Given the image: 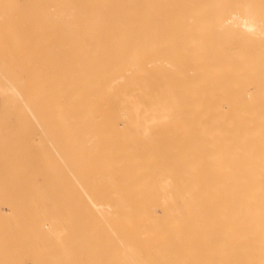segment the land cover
<instances>
[{"label":"bare ground","instance_id":"1","mask_svg":"<svg viewBox=\"0 0 264 264\" xmlns=\"http://www.w3.org/2000/svg\"><path fill=\"white\" fill-rule=\"evenodd\" d=\"M76 1L77 4L75 0H30L27 6H31V9L26 6V9H23L30 10L31 16L23 11L24 16L27 15V19L32 16L36 19L34 15H41V18L39 17L41 20L31 18L32 21L35 20V24L32 22V25L29 23L30 18L25 19L28 22H24L23 19L22 24L29 23L28 28L19 25L21 18L16 23L20 28H25L21 33L19 28L17 33L23 37L22 33L26 34L24 40L39 35L40 33L37 32L42 31L43 28L49 31L57 27L54 32L49 31L46 38L50 40L45 43H47L46 51L54 47L59 48L57 53H54L55 48L53 52L54 56L60 54L56 56L59 58L51 59L54 63L55 59H58L56 60L58 65L53 67V61H50V58H46L48 62L41 59L45 64V66L40 65L39 61L41 66L39 72L41 74L43 71V77V74H39L40 77H38L39 72L37 74L34 72L35 76L28 72L31 76L26 74L29 76L24 78L22 74L26 73L25 71L21 72L18 67L21 73H17L16 66L10 67L15 64L12 63L15 55L12 54L14 57L10 55L13 51L9 49L14 45L8 42L17 35L15 37L11 34L14 30L11 26L12 31L9 29L7 19L5 23L11 31L9 34L7 29H3L5 23L2 25L0 21V29L4 26L2 29L6 32H2L1 29V33L8 34L7 39L10 34L12 35L9 38L11 40H5L9 46H5L3 42L6 35L0 34L1 41L3 40L2 44L0 43L1 46L5 44L3 47L8 48L5 51L0 50V53H3V56L0 54V60L6 64L0 63V65L4 67L3 69H7L6 66L9 63V69L15 70L10 72L7 69L8 75L0 73L3 75V78L2 76L0 78H5L7 81L10 73L13 78L20 79L21 82L29 80L31 84H34V81H41L39 85L44 86V89H40L42 93L40 94L45 99L38 104L41 105L42 112H40L45 114H41L45 118L41 116L40 121L43 122L44 118L50 124L47 125L44 121L43 124L46 123V127L43 126L45 131L43 132L46 136L39 128L43 136L41 134L38 136L45 145L44 141L48 143L54 140L52 139L54 132L50 134L52 127L56 129L55 131L61 129L59 132H62V141L60 140L58 145L53 141V146L50 144L53 151L52 148L49 149V152L51 151L49 154L56 156H52L55 158L54 162L58 161L63 168L69 167L64 171L67 172L69 177L66 174V179H68H65L66 181L63 179L61 182L62 184L64 181L65 186L62 184L64 187H61L60 206L65 209L73 208V210L90 208L94 211L93 213L102 209L101 215L93 216L91 219L99 221L101 240L105 239L103 243L100 242V251L103 250L101 254L105 256L100 260L105 258L104 264H264V0H141L144 6L141 2L139 3L140 0L138 5L136 2L134 4V0H130L134 6L128 0H120L119 3L115 0H102L106 8H109L108 10L112 8L109 2L112 1L117 5L124 1L122 3L124 6L117 9L118 13L120 14V10L130 9L128 13L126 12L130 18H132L130 13L133 12L131 10L135 12L138 7L139 9L143 7L147 13L148 5L151 3L152 5L157 3V6L158 3H163L162 9H160L161 5L155 6L154 10L160 9L155 10V16L157 19L160 18L159 21H163L161 17L164 19L166 16L171 20L164 19V26L156 19V24L155 16H150L154 14V5H151L150 8L153 11H148L149 15L141 9L143 15L147 16V19L145 16H143L145 19H142L145 22V28H143L144 24L141 26L144 23L140 20L141 18L132 19V21L129 18L128 22H125L124 18L128 17H124L125 12H122L124 18L119 17V22L121 20L122 22L118 24L117 17L121 15L115 11L116 6L111 9H114L115 13L111 12L118 14L115 19L117 25L115 22L112 23L113 20L109 15L111 22L104 18L103 21L105 24L108 21L111 26L104 28L106 25H101L104 22L100 17L95 19L92 15L93 18H88L90 0H87L85 5L83 2L81 5L78 3L86 0ZM4 4L12 6L13 2ZM24 4L21 3L22 7ZM107 4L110 7H107ZM128 4L131 6L122 9ZM77 6H84L89 10H84V7L77 8ZM167 6L173 7L175 10L173 12L176 10L177 12H171L173 8H168V11ZM5 7L1 9H4L3 14L6 12ZM165 10L174 18L165 15L163 13ZM111 12L108 13L111 14ZM161 12L164 15L161 16ZM105 13L108 14L104 11L101 16L106 17ZM113 14L111 16L115 17ZM133 14L135 18L139 12L136 11ZM75 15L79 18L76 19ZM52 16L54 19L51 18ZM148 16L152 21L148 20ZM93 19L96 20L95 26L91 22ZM59 20L62 24L65 23L63 25H67H60ZM166 20L170 21L168 25ZM44 23L48 28L42 26ZM54 23L56 24L53 25ZM57 24L63 30L58 28ZM147 24H151V28H146ZM36 25L42 28L39 30L37 27L33 30V26ZM136 25L137 28L139 26V30L134 29ZM30 27L34 33L36 32L35 35H31L33 34L31 29L28 31ZM66 27L70 30L69 33ZM93 28L94 31L96 30L95 33H99L98 30L103 32L96 35L92 32ZM65 29L67 32L62 34V31H66ZM48 31L42 35L45 36ZM135 31L137 33H132ZM55 32L65 37L60 38V35ZM51 33L52 36L55 35V38L50 36ZM88 35L92 37L89 38ZM23 37H20L22 40L18 38V41L17 38L13 39L15 49L20 45V40L23 43L21 47L27 46L25 43L30 42V40L23 42ZM57 37L58 42L54 40ZM32 38V47L37 49L29 46L32 50L25 51L27 53L25 54L19 47L17 49L18 52H22L21 55L20 52V54L15 53L17 49L15 51L12 48L15 54L20 55L16 58L20 60L23 56V61V53L25 55L30 53L31 57H33L32 54L37 55L34 56L36 60L40 58L39 50H43L41 47H44V39L43 42H40L42 39L37 40L39 41L37 46V44L33 45L36 39ZM49 41L52 43L50 44ZM26 46L22 49L27 50L28 46ZM4 48L1 47V49ZM76 49H93L96 50L95 55L100 51H115L107 53L108 56L103 60L100 59L97 67L93 66L87 58L85 67L69 66L74 63L73 55L82 53ZM43 51L42 54L46 55L47 52L45 54ZM7 54L12 57L9 56L12 64L9 59L6 60ZM1 56L6 57L1 59ZM33 58V62L38 63ZM42 58L45 59V56ZM22 61L19 63L21 64ZM16 62L18 63L17 59ZM17 63L15 65L19 64ZM103 63H114V65L103 66ZM26 67L27 63L25 68L21 69ZM0 72H3L1 67ZM4 72L6 73L5 70ZM12 79L6 83L11 84L9 81ZM25 81L21 85L35 87V84L32 86ZM48 82L51 84H47ZM2 84L0 93L8 94L6 100L17 106L12 104L14 107H11V110L8 109L7 112V109H4L3 112L6 111L4 113L8 115L11 111V114L16 112L15 115L18 111L23 113L24 110L21 109L25 108L21 106H26V102L30 100L26 99V92L22 94L23 89L19 92L20 90L16 89L18 83L17 85L14 83L16 86L3 85L8 89L3 88L6 89L5 94L2 93L4 92ZM13 86H15L14 90H12ZM8 91L10 93L13 91L12 94L16 93L14 95L17 96L12 94L9 96ZM29 91L34 94L39 93L35 90V92ZM21 94H26V97L20 98V96L23 97ZM11 96L17 97V101L14 100L17 104L12 101L14 98L12 99ZM9 97L11 100H8ZM18 98L21 100L20 106ZM32 99L29 102L36 101ZM32 105L30 103V107L35 108L33 113L29 111L31 109L29 107L23 115H27V111L30 112L27 115L29 117L35 114L36 104ZM41 109L37 107L38 112ZM64 115H67V118L63 117ZM27 116L22 117L27 119ZM50 116L57 118L55 120L57 124H54V119ZM68 117L75 118L73 121L78 118L83 124L87 121L83 118L88 117L89 121L84 124L88 132L86 127H83L85 128L83 132L88 133L85 134L86 137L81 128L83 124L78 120L72 121L73 127H71L68 125L71 121ZM99 117H101L100 120ZM104 117H106L105 120ZM19 118L16 120L22 121L23 118ZM93 118L97 124L94 123ZM30 120L32 121L31 118ZM90 120L93 121L92 124ZM101 120L104 122L103 128L100 126ZM79 122L81 131L76 129V124L79 125ZM15 123L20 124L16 121ZM61 123L63 125L65 123L63 127L69 130L60 128ZM24 126L18 127L19 130ZM92 126L98 131L93 127L95 130L93 133ZM31 127L28 128L31 129ZM47 127L51 128L47 131L49 133L45 130ZM88 129L91 131L89 132ZM21 131H17L16 135ZM22 134L24 137L25 134L23 132ZM28 141L22 140L23 143L27 142L26 144L30 145ZM31 142L33 145L35 141ZM85 149L88 151L86 152ZM87 153L88 158L85 157ZM94 161H97V164ZM67 181L70 183L67 184L68 187ZM72 191H76L77 195L71 193ZM37 257L40 256L37 255ZM36 260L35 262H38Z\"/></svg>","mask_w":264,"mask_h":264},{"label":"rangeland","instance_id":"2","mask_svg":"<svg viewBox=\"0 0 264 264\" xmlns=\"http://www.w3.org/2000/svg\"><path fill=\"white\" fill-rule=\"evenodd\" d=\"M6 2H4V0L2 1V0H0V10L3 8V7H5V10H6V12H5V14H3V10H1L0 11V16H2V17H0V21L2 22V25H3V23H5L6 21H5V19H7V22H8V27H9V29H10V26L12 27L11 29L12 30H14L15 32H16V30H17V32L15 33L14 31H12L11 29V31H12V33H11V31H9V29L7 28V26H6V23H5V28H3L2 26V28L3 29H7V32H8V34L9 33H11V34H13L15 37H16V35H17V33L19 32L18 31V29L20 28V26H24V27H27V25H28V27H29V23L31 24L32 22L35 24V20L38 18L39 19V21L41 20L40 18V16L38 15V16H36V15H34L35 17H36V19L32 16V17H29V16H31V13H29V11L30 10H28V11H25L23 8H25V6H26V8L28 7L29 9H31L30 7H29V5L27 6V4H29V1L30 0H11V2H13V4H12V6L14 5V3H15V1H16V4L12 7V6H9V5H5L4 3H6V4H10L11 2H10V0H5ZM8 1L10 2V3H8ZM32 1V0H31ZM79 1V0H78ZM91 2H90V7H89V9L88 8H85L84 6H77V8H81V7H84V10H86V9H88L89 10V13H90V15H89V17L88 18H93L94 16H95V19H100L101 18V20H102V22H104V23H102L101 25H104L105 24V21H103L104 19L106 20V19H108L109 20V18L111 17V20H113L112 21V23L113 22H115V21H117L118 19H119V17H120V19H122V18H124V17H126V16H128V10H130V9H128V10H124V11H122V10H120L119 12H120V14L118 13V7L121 9V6L123 5L122 3L124 2V1H122V3H120V4H117V5H115V4H113L112 3V1L111 2H106V3H108V4H110L111 3V7L112 8H114V6H116L117 8H114L115 9V11H117V13L119 14V15H123L122 14V12H125L124 14V17L122 16H118L117 17V15H115V14H113V13H115V12H113V10H111L112 8H110V10H108L107 8H106V6L104 5V3H102V0H90ZM129 2H130V4L131 5H133L134 6V4H135V2L137 3V5H138V1L139 0H134L133 2H134V4L130 1V0H128ZM127 1V2H128ZM143 1H145V0H143ZM1 2L3 3L2 5H1ZM17 2H19L18 4H17ZM73 2V1H72ZM75 4H77V1L75 0ZM81 2H83V4L85 3L86 4V2H87V0L86 1H80L79 3H78V5H81ZM115 2L116 3H119L120 2V0L118 1H116L115 0ZM114 2V3H115ZM142 3V1L140 0L139 1V3ZM21 3H25L24 4V7H22L23 5H21ZM74 3V2H73ZM146 3V2H145ZM82 4V5H83ZM84 4V5H85ZM107 4V7H110V5H108ZM147 4H149V3H147ZM161 4H163V3H161ZM160 3H158V6L160 7V5H161ZM164 4H166V3H164ZM3 5H5V6H3ZM113 5V6H112ZM118 5H120V6H118ZM129 5V4H128ZM126 6V8H123L122 7V9H127V7H130L131 5H129V6ZM141 5H145L144 4V2L141 4ZM141 5H139V6H141ZM151 5H152V3H151ZM151 5H148V7H147V5H146V8H148V11H153L154 10V8H155V6L156 7H158L157 6V3L156 4H153L154 5V7H153V10H151L152 8H150L151 7ZM152 5V6H153ZM1 6H3V7H1ZM8 6L10 7L9 9H8ZM16 6V7H15ZM18 6V7H17ZM40 6V5H39ZM124 6V5H123ZM133 6L131 7V9L133 8ZM136 6V5H135ZM187 7V6H186ZM14 8H16V9H13ZM25 8V9H26ZM35 8H37V7H35ZM34 8V9H35ZM135 8V7H134ZM137 8V7H136ZM140 7H138L137 9H139ZM145 8V7H144ZM145 8V9H146ZM167 9L168 8H171V6L170 7H166ZM173 8V7H172ZM171 8V9H172ZM83 9V8H82ZM136 9V11L137 12H139V15H135V16H137V17H135V18H133V16H134V14L133 13H135L134 12V10H131V11H133V12H131L132 14H133V16H132V14L130 13V15H131V17L132 18H130L129 16L128 17H126V18H124V21H125V19H126V21L125 22H128L127 21V19H129L130 18V20L132 21V19H140V20H142V19H145L143 16H145V15H143L144 13L143 12H141V9H143V7L141 8V9H139V10H137ZM159 9V8H158ZM158 9H155L156 11L158 10ZM160 9H162V5H161V8ZM159 9V10H160ZM171 9H170V11H171ZM42 9H40V11H41ZM108 10V11H107ZM147 10V9H146ZM155 10L153 11V13L155 12ZM25 12V14H26V12H27V14H30L28 17L30 18V20H31V18H32V20L33 19H35L34 21H32L31 20V22L29 21V23L28 24H26V23H24V22H28L27 20L29 19H27V15L26 16H24V12ZM92 11V12H91ZM101 11H103V12H101ZM104 11L105 12H111V14H113V15H115V17L114 16H111V14H106L105 13V16L107 17V15H108V18H106V17H102L103 16V14H104ZM142 11H144V9L142 10ZM147 11V13H149ZM161 11H164V10H161ZM168 11H169V9H168ZM173 11H175L174 10V8L172 9V11L171 12H173ZM127 12V13H126ZM145 13H146V11H144ZM176 12H177V10H176ZM176 12H173V13H176ZM2 13V14H1ZM10 14V16H9V14ZM13 13V14H12ZM15 13V14H14ZM17 13H18V15H17ZM91 13H93V14H91ZM142 13V14H141ZM146 13V15H149V14H147ZM158 13V12H157ZM162 13V12H161ZM160 13V14H161ZM163 13H165V15L167 14V15H169V16H171L172 17V14L170 15V14H168L167 12H166V10H165V12H163ZM161 14V16L162 15H164V14ZM6 14H7V17L5 18V16H6ZM40 14H41V12H40ZM16 15H17V17H16ZM44 15V17H45V14H43ZM78 15V14H77ZM92 15H94V16H92ZM102 15V16H101ZM109 15H110V17H109ZM142 15V16H141ZM155 16L156 14L154 13V14H151L150 16ZM175 15V14H174ZM14 16H15V18H14ZM18 16H20L19 18H18ZM150 16H148L149 18H148V20H150V21H152V19L150 18ZM153 16V17H154ZM160 15H158V17H161ZM24 17H26V18H24ZM40 17V18H39ZM43 17V18H44ZM54 16H52L51 18L52 19H54L53 18ZM97 17V18H96ZM100 17V18H99ZM112 17H114V19H112ZM116 17H117V20H115L116 19ZM143 17V18H142ZM146 17V19H147V16H145ZM157 16H155V23L157 24V20L159 21V19L160 18H156ZM164 17V16H163ZM178 17V16H177ZM22 20H21V19ZM50 18V19H51ZM75 18L76 19H78L79 17H76V15H75ZM87 18V17H86ZM90 18V19H91ZM104 18V19H103ZM166 18H169L168 16H166V17H164V19H166ZM174 18V16L172 17V19ZM175 18H176V15H175ZM13 19V20H12ZM21 20V21H19V20ZM25 19H27V20H24ZM38 19H37V21H38ZM45 19V18H44ZM43 19V20H44ZM49 19V18H48ZM75 19V20H76ZM95 19H93L91 22H93L94 23V21H96ZM119 19V20H120ZM154 19H153V21H154ZM157 19V20H156ZM161 19L163 20V21H159L161 24H164L163 22H164V19L161 17ZM42 20V21H43ZM46 20H47V18H46ZM56 20V19H55ZM111 20H109L110 22H111ZM119 20L117 21L118 22V24L120 23L121 24V22H122V20L119 22ZM129 20V21H130ZM139 20V21H140ZM147 20V22H149ZM169 20H171V18H169ZM169 20H166V21H168V22H166V24L168 25V23L170 22ZM11 21H13V22H11ZM17 21H19L20 23H19V25H16V23H18ZM22 21H24L23 22V24H25V25H23L22 24ZM45 21V20H44ZM49 21V20H48ZM124 21H123V23H124ZM133 21H135V20H133ZM146 21V20H145ZM11 22V23H10ZM53 22V20L51 21V23ZM56 22H57V20H56ZM59 23H60V25H63V24H65V23H61V21L59 20L58 21ZM136 22H138V21H136ZM142 22H144V20H142ZM10 23V24H9ZM33 23H32V25H33ZM38 22H36V24H37ZM45 23H46V21H45ZM45 23H44V25L42 24V26H45V27H47V25H45ZM51 23H49V24H51ZM58 23V24H59ZM67 23V22H66ZM93 23H91V25H93ZM107 23H109L108 21L106 22V26H104V28H106V27H109V25H110V23L109 24H107ZM151 23V22H150ZM159 23V24H160ZM13 26H12V25ZM16 26H15V25ZM47 24V23H46ZM49 24H48V26H49ZM56 23H54L53 25H55ZM57 24V25H58ZM100 24V23H99ZM98 24V25H99ZM115 24L117 25V23L115 22ZM114 24V25H115ZM140 24H141V22H140ZM143 24H144V26H143ZM152 24V23H151ZM151 24L150 25H148L147 24V26H149V27H147L146 26V28H151ZM38 25V24H37ZM33 26L34 28H32L33 30H36L37 29V27H39V26ZM40 25V24H39ZM67 25V24H66ZM66 25H63V26H66ZM96 25V22L94 23V25L93 26H95ZM100 25V26H101ZM113 25V24H112ZM113 25V26H114ZM137 25H139V23L137 24ZM137 25H136V27L134 28L135 30H139V26H138V28H137ZM153 25H154V23H153ZM166 25V26H167ZM18 26V27H17ZM31 26V25H30ZM59 26V25H58ZM111 26V25H110ZM112 26V27H113ZM141 26H143V28H145V22L144 23H142V25ZM140 26V27H141ZM162 26V25H161ZM164 26H165V24H164ZM20 28V33L21 32H24V30H25V28ZM27 27V28H28ZM50 27H51V25H50ZM54 27V26H53ZM68 27V26H67ZM66 27V28H67ZM101 27H103V26H101ZM114 27H116V26H114ZM153 27V26H152ZM1 28V29H2ZM40 28H42V27H39V30H40ZM48 28V27H47ZM56 28L57 27H54V28H51V30H49L50 32L52 31V32H54V30H56ZM58 28H61L60 26L58 27ZM164 28H166V27H164ZM0 29V30H1ZM3 29L1 30L2 32H5V30L3 31ZM30 29H31V27L29 28V30L28 31H30ZM31 29V31L33 32V34L31 33V32H29V35H30V33H31V35H35V33H34V31ZM62 29V28H61ZM63 30V29H62ZM61 30V31H62ZM66 30V29H65ZM67 30H68V32H67ZM67 30L66 31H62V32H60V33H62V34H64V32L66 33H69V29L67 28ZM163 30V29H162ZM1 31H0V34H2L1 33ZM38 31V30H37ZM42 31H44L43 33H41ZM42 31L40 30V32L38 31L37 33L39 34V35H37V36H34V38H32V36L29 38V39H27V40H30V42H28L29 43V45H28V43H25V44H27V46L29 47V46H31L32 47V42H31V38L34 40V39H36V41L34 40L33 42H35L33 45H36L37 44V46H39L38 45V43H39V41H37V40H40V39H42V41H40V42H43V39H44V42L43 43H45V41H48V40H50L49 38L47 39L46 38V35L48 36V34H49V31H48V29L47 30H45V28H43L42 29ZM45 31H48V32H46V34H45V36L44 35H42V34H44L45 33ZM99 31V33H95L96 32V30L94 31V28H93V31L92 32H94V34H96V35H100L101 34V32H103V31H100V30H98ZM97 31V32H98ZM116 31H118V30H116ZM115 31V34L117 33ZM25 32H27V31H25ZM58 32H59V30H58ZM58 32L56 33L55 32V34H57V35H60L59 37L61 38L63 35H61V34H58ZM6 33V32H5ZM18 34L17 35V39L16 38H14L13 37V39H16L17 41H18V38L19 39H21L20 37H23L21 34ZM113 33H114V31H113ZM118 33H120V32H118ZM132 33H137L136 31L135 32H132ZM159 33H161V32H159ZM163 34H165V32H162ZM167 33V32H166ZM7 34V35H8ZM9 35V38L10 37H12V35ZM23 35H24V37H23V42L25 41H27V40H24L25 39V35L26 34H24V33H22ZM27 34H28V32H27ZM93 34V35H94ZM105 34V33H104ZM111 34V33H110ZM6 35V34H5ZM5 35H3L2 34V36H5ZM7 35H6V37H5V39H4V42H3V40L1 41V38H0V43L2 44V42L3 43H5V40L7 39ZM42 35V36H41ZM67 35V34H66ZM103 35V34H102ZM112 35V34H111ZM119 34H117V36H118ZM2 36H0V37H2ZM40 38H39V37ZM44 36V38H41V37H43ZM50 36H52V33H51V35ZM49 36V37H50ZM55 35L53 34V38H55L54 37ZM80 36V35H79ZM113 36H115L114 34H113ZM63 37H65V35L63 36ZM87 37H89V38H91L92 37V35H88ZM8 38V39H9ZM7 39V40H8ZM13 39L11 40V39H9V40H11L10 42H8L9 44L11 43V44H13L14 45V47H15V44H14V41H13ZM46 39V40H45ZM22 40V39H21ZM20 40V41H21ZM53 39H51V41H52ZM56 42H58V37L56 38V39H54ZM61 40V39H60ZM86 40H90V39H86ZM19 41V43H20V45L22 44L23 45V43L22 42H20ZM51 41H49V43L51 44L52 42ZM55 41L53 42V43H55ZM38 42V43H37ZM8 43H5L4 45L5 46H9V45H7ZM31 43V44H30ZM1 44H0V46H1ZM10 44V45H11ZM16 44L18 45V43L16 42ZM41 44V43H40ZM3 45V46H4ZM12 45V46H13ZM17 45H16V47H17ZM18 46L17 48L19 49V47H21V46ZM44 45V47H41L42 45H40V47H41V49L43 48V50H39V52L41 51V53H40V58H38V59H40V60H36V56L37 55H34V54H32V56L35 58H33V57H31V56H29V55H31L30 53L28 54V55H25V54H27L25 51H29V50H32V49H34V48H36V47H32V49H31V47H29L30 49H28V47L26 46V45H24V46H26L27 47V50H23L22 49V47H24V46H22L21 47V49H20V51L22 50V51H24L25 52V54L23 53V55H24V59H23V61H22V58H23V56L21 57V59L19 60V58H16L17 56H19L20 57V53H21V55H22V52H18V49H17V51H16V49L14 48V47H12V46H10V47H12V48H14L15 49V53H19V54H15L14 53V50L11 48V49H9V50H12L13 52L12 53H10V55H12V54H14L15 55V57L12 55V57H14L13 59L15 60H11V59H9L11 56L10 55H8L7 54V57L6 56H4V57H2L3 56V53H0L2 56V58L1 59H5V57L7 58L6 60H8L9 59V62H10V60L12 61V63H17L16 62V59L18 60V63L20 62V61H22L21 62V64L19 65L18 63V65H15V64H12L11 62V64H12V66H10V67H13V66H16V68H15V70L19 67L20 68V70H21V72H23V71H25L26 73H24V74H22V75H24L23 77L24 78H26L27 76H29L30 74L28 73V72H31V74L33 75V76H35V73L34 72H36V74L39 72V68L41 67L40 65L42 64L43 66H45V64L43 63V61L41 60V59H43V60H46V58H50L49 60L50 61H53V60H51L52 58H55L56 56H59L58 54H56V56H54V53H57V51H59L58 49H56V47H54L55 49H56V51L54 50V48L52 49V48H50L49 49V51H46V46H47V43H45V44H43ZM3 46H1L2 48H4ZM1 47H0V50H3V51H5V50H7L8 48H4V49H1ZM25 47V48H26ZM40 47H39V49H40ZM24 48V49H25ZM37 49V48H36ZM35 49V50H36ZM67 49V48H66ZM34 50V51H35ZM47 50H48V48H47ZM60 50H61V48H60ZM68 50V49H67ZM70 50V49H69ZM34 51H31V53L32 52H34ZM36 51H38V50H36ZM42 51L45 53V52H47V54L46 55H43L42 54ZM55 51V52H54ZM76 51H78V52H82V53H78V54H76V55H73V57L75 58V60H74V63L73 64H71V65H69V66H72V65H77V66H79V67H85V65L87 64L86 63V61H85V59L87 58L88 60H89V62H91L92 63V65L94 66L95 65V67H97V66H99V60L100 59H104L105 57H107L108 56V54L107 53H110V52H113L114 53V51L115 50H106V51H100V53L99 54H97V55H95V53H96V50H93V49H82V50H77L76 49ZM8 52V51H7ZM11 52V51H10ZM30 52V51H29ZM39 52H38V56H39ZM54 52V53H53ZM34 53H36V52H34ZM52 53H53V55H52ZM59 53V52H58ZM4 54H5V52H4ZM37 54V53H36ZM42 54V55H41ZM6 55V54H5ZM10 56V57H9ZM43 56H45V59L44 58H42ZM54 56V57H53ZM11 57V58H12ZM16 58V59H15ZM32 58L34 59V60H36V61H38V63H34L33 62V60H32ZM56 58H59V57H56ZM5 60V61H6ZM56 60H58V59H55V63H54V61L52 62L53 63V67H55V66H57L58 65V61H56ZM0 61H2V62H0L1 64L3 63V60H0ZM4 61V62H5ZM26 61V62H25ZM39 61L41 62L40 63V65H39ZM7 62V61H6ZM45 62H48L47 60L45 61ZM8 63V62H7ZM25 63V64H24ZM26 63H27V67H26V69H21L22 67L23 68H25V66H26ZM9 64V63H8ZM8 64H7V69H9L10 67H8ZM10 64V65H11ZM25 66H24V65ZM3 65H6V64H4L3 63ZM21 65H23L22 67H20ZM112 65H114V63H103V66H112ZM0 67L2 68V70H3V72H0L1 74H5V75H8L7 74V69L5 68V69H3L4 67L2 66V65H0ZM28 68V69H27ZM38 69V70H37ZM4 70L6 71V73L4 72ZM12 70H14V68H11V69H9V71L11 72ZM14 70V71H15ZM19 69H17L15 72H17V73H21V72H19L18 71ZM43 72V71H42ZM41 72V74H40V72L37 74V75H42V77L44 76V73H42ZM53 72H54V70H53ZM52 72V73H53ZM9 73V72H8ZM51 73V72H50ZM0 74V76H2V78H3V75H1ZM26 74H29V75H26ZM22 75H20V76H18V77H22ZM26 75V76H25ZM36 75V76H37ZM40 75L38 76V77H40ZM10 76L13 78V75L12 74H10L9 73V79H12V78H10ZM31 76V75H30ZM16 77V76H15ZM2 78H0V85H1V83H3L2 84V89L3 88H6V87H4V86H8V85H6V84H9V83H6L9 79H7V81H5V78L4 79H2ZM17 78V77H16ZM15 78H13L12 79V81H9L11 84H13V85H15L14 83H16V85H17V83H18V86H17V90H22L23 89V91L24 92H22V94L23 93H25L26 92V94H27V97L25 96V95H22L23 97H21L20 96V98H23L24 99V97H26V99L27 100H29V101H31V99L32 98H34V99H36V101L34 100V101H32V102H29V101H24V103L26 102L27 104H25L26 106L28 105V109H29V107H30V103L31 104H33L32 106H34L35 104V107H36V110H35V114L33 115L32 113H33V110L35 109H33V107H30L31 109L29 110V111H32V117H31V115H30V117L29 116H27L30 112L29 111H27V115L26 114H24L23 115V113H25L26 111L25 110H28V109H26V106H21V108H25V109H21V110H24V112L22 113V111H18V114H16L15 115V113L16 112H14L13 114H14V116H12L13 114H11L12 113V111H11V113H9V115H8V113H4V112H8V109H10L11 107H17L16 105H14L13 104V102H12V104L14 105H12L10 102H8L6 99H7V96H8V94H6L7 92H5V90L7 89H3L4 90V92H2V93H5L6 95H2L1 93V95H0V264H30L31 262V264H104L105 263V261L106 260H104L105 258H103V260H100V258L101 257H103L104 255H102L101 254V251H103V250H101L100 251V249H101V244H100V242H104L105 241V239H103V240H101V234L99 233V228H100V224H99V221L98 220H93V219H91V217H93V216H96V217H98L99 215H101V210L102 209H98V210H100V211H96L95 213H93L94 211L92 210V209H90V208H85V209H81V210H73V208H70V209H65V208H62L61 206H60V202H61V197H62V191H61V187L63 186L62 184H64V181H63V183L61 184V182H62V180L64 179H66V177L68 176V174H67V172H64V171H66V170H68L69 169V167H65L64 166V168L58 163V161L56 162V163H58V164H56L55 162H54V159L55 158H53V157H56V156H53V155H51V154H49V153H51V151L49 152V149L50 148H52L51 150L53 151V147H51V146H53L52 144H53V141H55L56 142V144L58 145V142L61 140V137H62V132L60 133L59 131H61V129L60 130H58V131H55L54 129H53V127L51 126V125H49V126H51L52 127V132L50 131V134L52 135V133L54 134V136H53V138L52 139H54V140H50V142H46V141H44L46 144L44 145V143H43V141L40 139V134L42 133L44 136H46L45 134H44V127H46V121H47V119L45 120L44 118V116H42L41 114H43V115H45L44 113H41L42 112V109H41V102L45 99V97H43L41 94V90L40 89H44V86H42V87H40V85H39V83H42L41 81H34L33 83L35 84V87H29L28 85H21V83L23 82L24 83V81H20V79H15L16 80V82H14L15 80H14ZM4 80V81H3ZM14 80V81H13ZM18 81V82H17ZM4 82H5V84H4ZM13 82V83H12ZM20 82V83H19ZM27 81H25V83H26ZM55 82V81H54ZM28 84H31L32 82H29V80H28V82H27ZM11 84H9V86L11 85ZM34 84H31L32 86L34 85ZM38 84V85H37ZM46 84V83H45ZM47 84H51L50 82H48ZM4 85V86H3ZM15 85V86H16ZM12 86V85H11ZM10 86V87H11ZM15 86H13L11 89L12 90H14V87ZM28 86V87H27ZM23 87V88H22ZM9 88V87H8ZM19 88V89H18ZM1 90V89H0ZM8 90V89H7ZM21 90L19 91V92H21ZM26 90V91H25ZM27 90H28V92H27ZM29 90H32V91H36V92H39V93H31ZM40 90V91H39ZM34 91V92H35ZM9 92V91H8ZM12 93H13V91H12ZM12 93H10L9 92V96L12 94ZM41 93V94H40ZM14 94H16V93H14ZM14 94H12V96H17V95H14ZM11 96V97H12ZM19 96V95H18ZM11 97H9L8 98V100H11ZM14 97H12V99H13ZM16 98L17 97H15L12 101H14V100H16ZM20 98H18V105H19V102H21V100H20ZM138 98H140V96L138 95ZM25 99V100H26ZM20 100V101H19ZM33 100V99H32ZM17 101V100H16ZM16 101H14V103L15 104H17L16 103ZM37 102V103H36ZM40 102V104H38ZM10 103V104H9ZM23 103V102H22ZM23 103V104H24ZM21 104V103H20ZM37 105H40V106H37ZM6 106V107H5ZM20 106V105H19ZM19 106H18V108H19ZM37 107H38V109H39V107H40V109L41 110H39V112H38V110H37ZM6 110V111H4L3 112V110ZM12 109V108H11ZM10 109V110H11ZM2 110V111H1ZM14 111V110H13ZM41 111V112H40ZM44 111V110H43ZM29 112V113H28ZM20 113H22V114H20ZM36 113H38V114H40V115H37ZM11 114V115H10ZM19 118V116H21L19 119H22V121L21 120H16V119H18L17 117ZM22 116H27V119L25 118V117H22ZM33 116H34V118H35V116H36V119H34L33 118ZM44 117L42 120H43V122L42 121H40V119L42 118V117ZM67 115H64L63 117H66ZM39 117V118H38ZM51 117V119H54L53 118V116H50ZM62 117V121L64 122V118ZM70 117V116H69ZM68 117V118H69ZM30 118L32 119V121L30 120ZM49 118V117H48ZM60 118V117H59ZM67 118V117H66ZM80 118V117H79ZM90 118V117H89ZM100 118L101 117H99L98 119L100 120ZM105 118L106 117H104L103 119L105 120ZM15 119V121L16 122H18V123H20V124H16L15 123V121H13ZM26 119V120H25ZM34 119V120H33ZM39 119V120H38ZM50 119V118H49ZM48 119V120H49ZM61 119V118H60ZM73 119H75V118H69V120H71L70 122H68L69 124L68 125H71V122L73 121ZM83 119H85V120H87V121H89L88 120V117H87V119H86V117L85 118H83ZM82 119V120H83ZM91 120H92V118H90ZM98 119H96V120H98ZM24 120L26 121L25 123H24ZM36 120V121H35ZM55 120H57V118L56 119H54V124H57V123H55ZM59 120V119H58ZM78 120V118L76 119V120H74L73 122H75V121H77ZM90 120V121H91ZM93 120H94V123H96L97 124V122H95V118H93ZM29 121V122H28ZM42 122L41 124H42V126H41V124H40V122ZM44 121L46 122L45 123V125L43 124L44 123ZM61 120H60V122H62ZM78 121H80L81 122V120H78ZM87 121H85V123L87 122ZM102 121V122H101ZM101 121H99L100 123H101V127L103 128V124H104V122H103V120H101ZM32 122H33V124H32ZM37 124H36V123ZM39 122V123H38ZM50 122H51V120H50ZM57 122H59V121H57ZM59 122V123H60ZM62 122V123H63ZM80 122H79V125L78 124H76L77 126H76V129L78 128V130H80L81 128H83L84 126L86 127V125H84L82 122H81V124H83V126L79 129V126L81 125L80 124ZM84 122V121H83ZM92 122L93 121H91V124H92ZM98 122V123H99ZM15 123V124H14ZM23 123V124H22ZM61 123V127L60 128H64V130L66 129L65 127H63L64 125H65V123H66V121H65V123H64V125ZM22 124V125H21ZM24 124H25V126H24ZM37 126H36V125ZM40 124V125H39ZM48 124H50L49 122L47 123V125ZM89 124H90V122H89ZM88 124V125H89ZM90 124V125H91ZM30 125V126H29ZM36 127L35 129H34V127ZM67 125V124H66ZM89 125V127L91 128V126ZM93 125H95V124H93ZM12 126H13V128H12ZM17 126V127H16ZM21 126H24L23 127V129L25 128V129H27L26 131L25 130H23L22 128H20V130H19V128L18 127H21ZM32 126V127H31ZM44 126V127H43ZM54 126V125H53ZM56 126H58V125H56ZM60 126V125H59ZM75 126V125H74ZM28 127H31V129L30 128H28ZM71 127H73L72 125H71ZM88 127V128H89ZM93 127L94 126H92V129L91 130H94L93 129ZM105 127V126H104ZM18 128V129H17ZM41 129L40 131H41V133H40V131H39V129ZM59 128V127H58ZM68 128H70V127H68ZM95 128V127H94ZM102 128H100V130L102 129ZM17 129V130H16ZM28 129H30V132H28L29 130ZM35 130V132H34V130ZM48 129V130H47ZM51 128H49V127H47L45 130H46V132L47 131H49ZM75 129V128H74ZM75 129V130H76ZM85 128H83L82 129V132H83V130H84ZM96 129V128H95ZM99 129V128H98ZM16 130V131H15ZM22 130V131H21ZM31 130H33V131H31ZM54 130V131H53ZM67 130V129H66ZM69 130V129H68ZM67 130V131H68ZM70 130H72V129H70ZM89 130V129H88ZM91 130H89V132L91 131ZM97 130V129H96ZM17 131H21V133H19L18 135H16L18 132ZM25 131V132H24ZM38 131V132H37ZM44 131V132H43ZM81 131V130H80ZM86 131H87V127H86ZM83 132V134L85 135L87 132ZM98 131V130H97ZM96 131V132H97ZM22 132L26 135H24V137H23V134H22ZM81 132V133H82ZM95 132V130L93 131V133ZM30 133H31V135H30ZM47 133H49V132H47ZM46 133V134H47ZM41 134V135H42ZM49 134V135H50ZM83 134H81L82 136H83V138H84V135ZM88 134V133H87ZM39 135V136H38ZM42 135V136H43ZM124 135V134H123ZM141 135V134H140ZM22 136V137H21ZM28 136V137H27ZM31 136H33L34 137V139H33V137H31ZM36 136V137H35ZM142 136V135H141ZM26 137H27V139H26ZM47 137H49L48 135H47ZM47 137L45 138V139H47ZM85 137H86V135H85ZM138 137H140L139 135H138ZM144 137V136H143ZM142 137V138H143ZM22 138V139H21ZM39 138V139H38ZM124 138V137H123ZM122 138V139H123ZM126 138V137H125ZM16 139H18V140H16ZM21 139V140H20ZM29 139H31V140H29ZM42 139H43V137H42ZM50 139H51V136H50ZM22 140H23V142H25V140L26 141H28V144H30V145H27L26 143H23L22 142ZM32 140H34L35 142L33 143V145L31 144L32 142ZM40 141H42V143L40 142ZM47 141H48V139H47ZM62 141V140H61ZM143 141H144V139H143ZM146 141V140H145ZM19 144H18V143ZM22 142V143H21ZM39 143V144H37V143ZM41 143V144H40ZM25 144V145H24ZM47 144H49L48 146H47ZM50 144H51V146H50ZM109 144V143H108ZM27 145V146H26ZM110 145V144H109ZM44 146H46V147H44ZM56 147V146H55ZM46 149H48V151H46ZM85 151L87 152L88 150H86L85 149ZM46 152H47V155H46ZM50 155V156H49ZM87 155H88V153L85 155V157H87ZM53 156V157H52ZM88 158V157H87ZM57 159V158H56ZM95 162V161H94ZM95 164H97V161L95 162ZM47 166H49V167H47ZM88 166H89V164H88ZM51 170H50V169ZM81 168V167H80ZM49 169V170H48ZM64 173V174H63ZM66 174H67V176H66ZM62 177H65V178H62ZM69 177V176H68ZM62 178V179H61ZM68 179V178H67ZM66 179V180H67ZM70 179V178H69ZM71 179H73V178H71ZM65 180V181H66ZM68 182V181H67ZM66 182V185L68 184H70L69 182L67 183ZM68 185H67V187H68ZM64 186H65V184H64ZM63 186V187H64ZM99 192V191H98ZM69 193V192H68ZM71 193H74L75 195H77V192L75 191V192H71ZM71 193H69V194H71ZM73 194V195H74ZM84 195V194H83ZM102 231V230H101ZM44 240V242H43V240ZM33 242H34V244H33ZM102 242V243H103ZM104 246V245H103ZM36 247V248H35ZM45 248V249H44ZM103 249V248H102ZM103 254H104V252H102ZM32 255V256H31ZM37 255H39L40 257H37ZM30 257H31V259L33 260H31L30 259ZM105 257V256H104ZM39 258V259H38ZM38 260V262H35V260ZM30 260H31V262H30ZM36 260V261H37Z\"/></svg>","mask_w":264,"mask_h":264}]
</instances>
